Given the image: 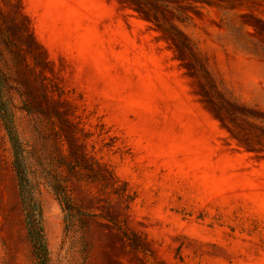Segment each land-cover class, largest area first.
<instances>
[{"label":"rangeland","instance_id":"1","mask_svg":"<svg viewBox=\"0 0 264 264\" xmlns=\"http://www.w3.org/2000/svg\"><path fill=\"white\" fill-rule=\"evenodd\" d=\"M19 7L0 0L6 17ZM21 7V23L32 24L45 52L12 29L14 48L37 52L20 70L8 54L5 65L29 176L41 190L49 264H264V0ZM44 53L49 62L36 65ZM75 131L78 145L89 134L88 151L137 196L126 208L79 182L73 196L90 215L66 229L47 175ZM0 264H36L1 119Z\"/></svg>","mask_w":264,"mask_h":264},{"label":"trees","instance_id":"2","mask_svg":"<svg viewBox=\"0 0 264 264\" xmlns=\"http://www.w3.org/2000/svg\"><path fill=\"white\" fill-rule=\"evenodd\" d=\"M16 3L19 4V9L8 13V17L0 10V119L12 148L13 166L18 179L26 233L36 264H49V248L44 227L41 190L39 184L33 183L29 176L27 149L18 134L11 107L12 78L5 65V57L8 54L14 63V67L20 70L28 61L26 54L32 56L37 52L29 44L26 47V53L22 49L14 48L12 29L20 30L24 35L23 37L31 34L35 40V45L38 44L43 50L44 48L39 45L34 37L32 24L30 22L28 24L21 23L20 17L25 16V13L21 7V0H16ZM47 62H49V59L46 53H44L42 60L41 58H35L36 65ZM59 121L66 124L71 122L64 116H61ZM59 121L53 123L57 124ZM61 130H64L62 126ZM88 137L89 134L85 133L81 139L84 142L78 145L77 140H80V137L76 131L66 136L68 153L59 156L56 166L47 175L49 185L64 212L66 229L70 227L76 218L82 219L84 216L90 215L81 209V206L73 196V190L78 186L79 182L84 181L94 184L99 192L109 197H116L118 202L126 208L130 206L137 196L129 182L121 178L110 163L97 158L88 151ZM104 146L112 147L113 144L104 142ZM104 217L122 233L123 238L133 247L137 250H148L145 246V239L141 235L131 231L111 215H105Z\"/></svg>","mask_w":264,"mask_h":264}]
</instances>
